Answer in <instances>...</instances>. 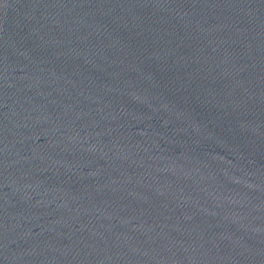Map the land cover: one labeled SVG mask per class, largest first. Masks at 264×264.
<instances>
[{
	"label": "water",
	"instance_id": "water-1",
	"mask_svg": "<svg viewBox=\"0 0 264 264\" xmlns=\"http://www.w3.org/2000/svg\"><path fill=\"white\" fill-rule=\"evenodd\" d=\"M0 264H264V0H0Z\"/></svg>",
	"mask_w": 264,
	"mask_h": 264
}]
</instances>
